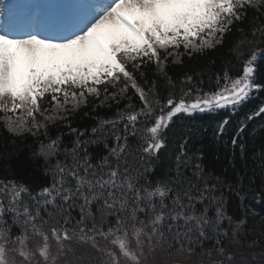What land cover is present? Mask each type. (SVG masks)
Instances as JSON below:
<instances>
[{
  "label": "snow or ice",
  "instance_id": "1",
  "mask_svg": "<svg viewBox=\"0 0 264 264\" xmlns=\"http://www.w3.org/2000/svg\"><path fill=\"white\" fill-rule=\"evenodd\" d=\"M14 7L0 0V124L13 145L25 134L36 138L29 159L42 161L51 180L33 189L0 179V264H264V251L243 250L264 247V228H246L247 208L238 220L227 212L221 189L233 186L219 176L211 182L202 150L190 146L200 131L188 123L226 113L214 120L213 139L230 144L233 166L237 148L246 159L249 122L259 118L264 128V0H64L44 6L51 11L28 5L15 14ZM233 30L235 63L209 75L207 90L204 72L169 74V58L182 63L222 46ZM113 104L114 116H97L90 130L72 126L81 108ZM61 124L70 147L66 133L50 135ZM97 145L106 154L94 162L89 147ZM254 157L264 169V149ZM256 199L264 203V192ZM252 231L259 235L248 239Z\"/></svg>",
  "mask_w": 264,
  "mask_h": 264
},
{
  "label": "trees",
  "instance_id": "2",
  "mask_svg": "<svg viewBox=\"0 0 264 264\" xmlns=\"http://www.w3.org/2000/svg\"><path fill=\"white\" fill-rule=\"evenodd\" d=\"M241 27L247 29L248 22H244ZM239 33L233 30L229 33L224 40L222 46H217L215 49L205 50L203 54L193 53L191 56L184 55L181 57L182 63L172 64L171 58H169V74L174 80H178L185 72H190L195 75V72L201 71L205 75L203 77L204 83L202 87L207 90L210 87L208 79L209 75L215 78L214 74L219 72L225 61L231 59L235 63L234 57L231 56L229 49L236 39L239 38ZM181 52L184 50L181 48ZM215 63H212V62ZM233 74H236V69H233ZM149 78L152 77V72L148 73ZM199 81L200 77H196ZM142 83V81H141ZM211 87H215L211 84ZM129 94L133 96V102L138 103V99L135 94L129 91ZM261 99H264L262 94ZM126 101H121V107ZM260 103V99L249 102L248 107H253ZM116 105L112 107H101L96 111H92L91 107H83L81 110L72 117V126L81 129H91L96 125V117L111 118L116 111ZM88 112L89 115L85 116L84 113ZM243 115V113H242ZM214 120L211 117H204V119H197L195 121H189L191 127L200 131L199 137H195L191 143L192 150H202L204 154L203 164L206 172L213 173L212 183H215V177L219 176L222 181L233 186L232 190L227 187H223L221 190L224 194L226 201V210L233 216L234 219H240L243 217L244 211L247 208V229L252 228H264V203H257V194L264 192V169L258 166V158L254 157L255 152H259L264 149V128L261 127V121L259 118L249 122L248 127L244 133V142L246 144V159H241L239 148L236 149L235 165L229 163V157L231 156L230 144L226 147L223 140L217 142L213 139V129L215 127ZM237 119L232 120L235 124ZM206 129V131L204 130ZM60 132L66 133L63 137L64 143L69 147L71 146V140L73 137L67 134V129L61 124L59 129L57 127L50 128V135L55 138ZM233 135V130L230 128L224 140H230ZM13 138L10 137L4 130L3 125L0 124V179L11 178L21 183H25L31 186L33 189H37L39 186H44L50 183V176H45L43 168L41 167L42 161L33 163L29 157L30 153L38 147L36 138L31 135L25 134L24 137H16L15 145L9 143ZM43 139V136L40 137ZM108 143L111 144L112 140L109 138ZM7 144V154L5 153L4 145ZM89 152L93 155V161L97 153H104L103 146H90ZM106 154V153H104ZM63 159L61 155L59 157ZM245 164L247 167H245ZM237 172L243 173V187L239 189L240 195H237ZM219 194V193H218ZM242 196L244 197L242 202ZM77 210L73 211V215ZM227 227V222H225ZM259 235L257 231L249 233L248 239L255 238ZM211 241L205 243V247H209ZM245 252H261L264 251V247L249 249L245 247ZM192 260L211 259V257L193 255Z\"/></svg>",
  "mask_w": 264,
  "mask_h": 264
}]
</instances>
